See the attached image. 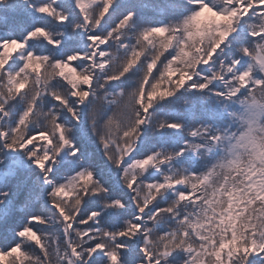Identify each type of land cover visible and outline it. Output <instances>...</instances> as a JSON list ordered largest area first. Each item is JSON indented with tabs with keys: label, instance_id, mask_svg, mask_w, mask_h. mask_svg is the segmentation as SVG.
Here are the masks:
<instances>
[{
	"label": "snow or ice",
	"instance_id": "6c2138e0",
	"mask_svg": "<svg viewBox=\"0 0 264 264\" xmlns=\"http://www.w3.org/2000/svg\"><path fill=\"white\" fill-rule=\"evenodd\" d=\"M0 264H264V0H0Z\"/></svg>",
	"mask_w": 264,
	"mask_h": 264
}]
</instances>
